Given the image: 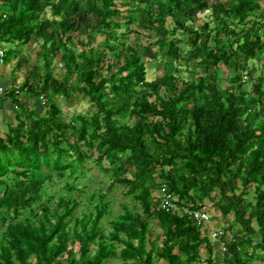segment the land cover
I'll use <instances>...</instances> for the list:
<instances>
[{
  "label": "trees",
  "instance_id": "16d2710c",
  "mask_svg": "<svg viewBox=\"0 0 264 264\" xmlns=\"http://www.w3.org/2000/svg\"><path fill=\"white\" fill-rule=\"evenodd\" d=\"M0 40L29 66L3 95L20 111L0 136V264H264V0H0ZM80 97L92 111L70 114ZM118 186L134 207L108 231ZM213 207L234 217L220 259L193 214Z\"/></svg>",
  "mask_w": 264,
  "mask_h": 264
},
{
  "label": "rangeland",
  "instance_id": "374dc122",
  "mask_svg": "<svg viewBox=\"0 0 264 264\" xmlns=\"http://www.w3.org/2000/svg\"><path fill=\"white\" fill-rule=\"evenodd\" d=\"M38 50H39V44L32 43L24 51V54L30 58L31 63L33 64L35 62V58L37 57ZM149 51H150L149 53L147 52V57L149 58H147L146 66L148 68L147 79L151 81L156 78L159 72V68L157 67V62L155 60L150 59L151 55H155L156 48L149 49ZM16 62L17 60L14 59V61L8 63V67L10 68L8 75L11 76V79L12 77L16 79L15 83L18 86L24 82L25 77L28 75L29 66L26 65L19 69L18 67H16ZM56 64H57V69L55 70L54 74L56 77L61 78L60 67L62 66V64L58 60H56ZM259 67L260 68L262 67V63L259 64ZM7 81L9 82L7 85L5 84V86H7L8 88H12V84L10 80ZM56 99L60 103L62 102V99L58 97H56ZM31 103L32 104L30 105V107L32 109H36L38 112H42L43 108L48 105V100L43 99ZM65 106L66 105H64V108H66ZM91 109L92 108L90 101H88L87 99H82L80 97L79 99L73 100L70 107L67 110L70 114H77V113H90L92 111ZM1 110L2 109H0V111ZM19 111H20L19 108L15 106V112H13V116H15L16 113H18ZM9 120L11 121L12 118L7 117L5 119V122L0 124V136L4 135V133H6V131L8 130V126L10 124L8 123ZM14 124H16V120ZM86 170L91 176L89 179L85 180L86 181L85 183L89 185V188L87 189L88 191L98 190L101 187L107 190L108 181H109L108 177L105 175L103 171H101L95 165L94 162H88L86 164ZM253 197H254V191H251L249 194V198H253ZM109 199L111 201L110 213L103 219L102 222V224L108 229V231L110 228V221L115 219L119 214L123 213L125 205H127L129 208L134 207V202L131 200L130 197L126 195L125 189L120 186H118L117 189L114 192H112ZM80 201H81V205L77 210L76 213L77 215H79L80 212L83 211L89 212V210L91 209L90 206L91 201L88 198V194L85 193ZM88 207L90 209H88ZM233 218H234L233 215H229L226 218L222 217L220 213L216 212V210L213 207V209H211L209 220L205 222L206 225L204 226L203 231H207V233L209 234L210 239L215 247V256L217 259H220L224 254V245L220 240L219 233L227 231L229 224L233 222ZM230 233L231 232H228L227 235L229 236ZM74 248L77 250L78 246H74ZM202 255L203 258L207 256L204 249L202 251ZM120 263H121L120 259L112 258L108 264H120ZM155 264H162V261H157ZM203 264L206 263L203 262Z\"/></svg>",
  "mask_w": 264,
  "mask_h": 264
},
{
  "label": "built area",
  "instance_id": "2783aa9c",
  "mask_svg": "<svg viewBox=\"0 0 264 264\" xmlns=\"http://www.w3.org/2000/svg\"><path fill=\"white\" fill-rule=\"evenodd\" d=\"M5 46L4 43L0 40V67L5 65ZM7 92H9V88L5 86L1 80H0V95H4ZM162 207L167 210H180V207L175 203L173 197L171 195L163 193L162 194ZM185 212L188 211V209H184ZM193 213V212H192ZM194 217L199 222H207L209 220V215L205 213L204 211H197L194 212Z\"/></svg>",
  "mask_w": 264,
  "mask_h": 264
},
{
  "label": "crops",
  "instance_id": "0c3cea01",
  "mask_svg": "<svg viewBox=\"0 0 264 264\" xmlns=\"http://www.w3.org/2000/svg\"><path fill=\"white\" fill-rule=\"evenodd\" d=\"M9 71H10V68L8 67V64H5V65L0 67V80L4 85L8 84L9 81H7V80H10L12 85H13L14 81L16 82V79H14L13 77L11 79V76L8 75ZM15 106L16 105L13 103V100L11 98L4 97L3 95H0V109H2L1 110L2 112L0 111V124L5 122V119L7 117L12 118V120L11 121L9 120L8 123H10V124L15 123L16 115L13 116V112H15Z\"/></svg>",
  "mask_w": 264,
  "mask_h": 264
}]
</instances>
